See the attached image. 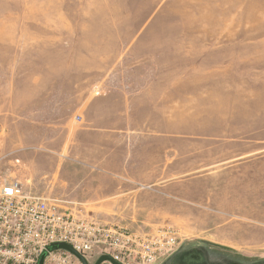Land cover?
<instances>
[{"label": "rangeland", "instance_id": "rangeland-1", "mask_svg": "<svg viewBox=\"0 0 264 264\" xmlns=\"http://www.w3.org/2000/svg\"><path fill=\"white\" fill-rule=\"evenodd\" d=\"M13 180L154 264H264V0H0Z\"/></svg>", "mask_w": 264, "mask_h": 264}, {"label": "built area", "instance_id": "built-area-1", "mask_svg": "<svg viewBox=\"0 0 264 264\" xmlns=\"http://www.w3.org/2000/svg\"><path fill=\"white\" fill-rule=\"evenodd\" d=\"M57 243L70 245L89 264L101 255L121 264H154L171 247L118 226L74 217L62 201L26 191L18 180L1 185L0 264H36L40 255ZM47 261L82 264L64 249L48 251L44 264Z\"/></svg>", "mask_w": 264, "mask_h": 264}, {"label": "water", "instance_id": "water-1", "mask_svg": "<svg viewBox=\"0 0 264 264\" xmlns=\"http://www.w3.org/2000/svg\"><path fill=\"white\" fill-rule=\"evenodd\" d=\"M55 249H64V250H67L69 251L70 253H72L74 256H76L80 262L82 264H89L86 259L81 255L79 254L77 251H75L70 245L66 244V243H57V244H53L51 246H49L47 248L46 251H44L36 264H44V261H45V257H46V254L48 251H52V250H55ZM103 261H110L112 264H121L115 260H113L109 255H101L100 257H98V259H96V261L93 263V264H100L102 263Z\"/></svg>", "mask_w": 264, "mask_h": 264}, {"label": "crops", "instance_id": "crops-1", "mask_svg": "<svg viewBox=\"0 0 264 264\" xmlns=\"http://www.w3.org/2000/svg\"><path fill=\"white\" fill-rule=\"evenodd\" d=\"M152 86H142L140 90H135L133 93L129 94L128 96H125L124 99L127 102L129 107L133 108L134 102L138 100H143L147 96H149V92L152 91ZM155 101V99L153 100ZM94 130H107L104 128H93Z\"/></svg>", "mask_w": 264, "mask_h": 264}]
</instances>
